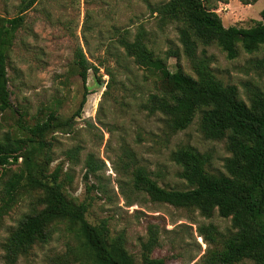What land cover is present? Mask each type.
I'll use <instances>...</instances> for the list:
<instances>
[{
    "label": "rangeland",
    "instance_id": "rangeland-1",
    "mask_svg": "<svg viewBox=\"0 0 264 264\" xmlns=\"http://www.w3.org/2000/svg\"><path fill=\"white\" fill-rule=\"evenodd\" d=\"M166 1L36 0L23 13L24 23L8 53L10 103L27 112L29 122L49 105L57 106L61 119L69 118L84 93L75 65L81 48L89 60L86 102L68 133L46 136L48 173L59 167L58 181L67 197L89 204L86 218L92 224L107 219L112 235L122 233L136 264H141V242L151 231L158 240L151 255L164 258V264H210L211 252L239 235L231 218L222 217L217 209L207 215L198 208L153 202L131 188V171L141 167L160 187L187 191L196 187L185 176L192 165L188 154L203 161L205 172H223L225 160L234 154L226 139L205 136L202 119L210 107H197L191 120L181 125L156 106L152 96L169 92L171 82L158 79L149 68L181 69L195 76L193 63L204 65L215 79L235 86L239 98L249 104L251 94L264 90V42L251 48L239 43L233 55L218 42L202 43L193 35L189 43L182 20L154 12ZM205 1L223 25L233 29L254 26L264 9V0ZM24 2L0 0V17L17 16ZM188 46L193 48L192 57ZM17 118L14 111H0V138L6 132L24 135ZM74 149L78 151L72 155ZM88 154L102 159L105 167L85 179ZM6 178L0 176V191ZM39 195L21 191L3 217L0 264H80L74 259L79 242L65 223L56 225L49 240L35 244L27 255L14 263L5 260L2 244L25 214L40 208ZM249 230L264 234V213L256 212ZM64 255L69 262L59 263Z\"/></svg>",
    "mask_w": 264,
    "mask_h": 264
},
{
    "label": "trees",
    "instance_id": "trees-1",
    "mask_svg": "<svg viewBox=\"0 0 264 264\" xmlns=\"http://www.w3.org/2000/svg\"><path fill=\"white\" fill-rule=\"evenodd\" d=\"M35 1L25 0L17 16L0 17V111L16 112L18 128L24 132L23 136L6 132L0 138V176H7L0 191V223L21 191L40 194L37 202L40 208L25 214L2 244L4 258L14 263L20 256L27 255L35 244L46 243L55 226L65 223L79 242L74 259L80 264H136L122 233L112 235L107 219L92 224L86 218L89 204L67 197L58 181L59 167L48 173L51 159L46 136L56 131L68 133L86 102L89 60L82 49L76 54L75 65L84 93L77 110L69 118L61 119L57 106L49 105L40 109L38 116L29 122L25 118L27 112L17 111L10 103L8 53L17 30L24 23L23 13ZM206 3L205 0H167L154 12L182 20L189 32L187 42L191 43V35L202 43L218 42L229 55L235 54L239 43L251 48L264 42V9L260 12L261 20L254 26L233 29L226 28L219 14ZM186 51L193 56L192 47L188 46ZM149 70L158 79L171 82L169 92L152 96L156 106L170 112L181 125L191 120L197 107H210L212 111L202 119L205 136L211 140L226 139L234 156L225 160L223 172H205L203 161L188 154L192 165L185 176L195 181L196 187L192 190L164 189L141 167L131 171V188L146 194L153 202L177 208H198L207 215L217 209L222 217L231 218L239 235L211 252L210 264H238L244 260L264 264V234L249 230L256 212L264 213V90L261 94H251L247 104L239 98L235 86L215 79L204 65L193 63L195 76L181 69L159 72L150 67ZM97 79L102 84L100 76ZM77 151L74 149L72 155ZM16 163L17 168H11ZM84 166V178L88 179L89 175H97L105 162L88 154ZM157 243V233L151 231L148 239L141 242V264H164V258L151 255ZM68 262L67 255L59 257V263Z\"/></svg>",
    "mask_w": 264,
    "mask_h": 264
}]
</instances>
